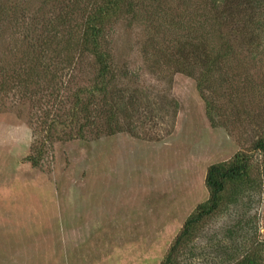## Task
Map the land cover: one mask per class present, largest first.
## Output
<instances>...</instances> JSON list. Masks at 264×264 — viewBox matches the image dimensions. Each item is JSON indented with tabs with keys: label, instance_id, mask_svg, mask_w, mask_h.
Returning <instances> with one entry per match:
<instances>
[{
	"label": "rangeland",
	"instance_id": "obj_1",
	"mask_svg": "<svg viewBox=\"0 0 264 264\" xmlns=\"http://www.w3.org/2000/svg\"><path fill=\"white\" fill-rule=\"evenodd\" d=\"M51 1L0 0V73L38 51L32 33L55 25L60 6ZM169 5L183 11L176 0ZM196 13L192 26L217 50L213 15ZM145 24L129 18L106 31L120 75L114 97L125 107L113 134L87 130L82 139L73 128L65 140L50 129L93 78L92 57L70 59L63 38L58 58L45 62L51 75L0 92V264H160L193 211L206 167L239 152L256 181L200 226L181 259L230 264L240 241L264 257V157L252 149L264 139V56L252 60L231 40L243 57L209 77L208 117L196 79L173 74L164 35Z\"/></svg>",
	"mask_w": 264,
	"mask_h": 264
},
{
	"label": "trees",
	"instance_id": "obj_2",
	"mask_svg": "<svg viewBox=\"0 0 264 264\" xmlns=\"http://www.w3.org/2000/svg\"><path fill=\"white\" fill-rule=\"evenodd\" d=\"M170 1L52 0L60 6L55 25L51 24L47 33H32L31 40L38 51L32 58L23 56L20 64H13L10 74L0 73V92L17 85L28 88L38 84L48 74L45 62L60 55V39L63 38L61 46L68 47L65 55L70 59L83 55L92 57L93 78L88 86L78 88L69 97L65 121L56 118L51 121L50 129L65 140L73 139L74 134L83 139L87 130L88 134L97 136L105 128L108 134H113L119 130L116 119L124 113L125 107L116 102L119 97H114L115 82L120 75L113 68L106 31L119 20H136L142 16L152 36L157 32L164 35L163 42L171 54L165 60L172 62L169 64L174 69L173 74L196 79L197 92L209 117L210 105L203 96V90L209 89V77L220 70L224 62L242 56L241 52L233 50L231 40L237 39L241 48L252 51L249 57L252 60L264 56V0H176L177 6L183 7L181 13L170 7ZM197 10L209 11L219 28L221 45L215 51L210 50L197 28L192 26ZM224 28L229 29L225 30L226 36L221 31ZM38 36L43 40L38 41ZM73 128H76L74 134ZM252 149L264 157V139H258ZM30 161L36 163L34 159ZM255 181L250 176V159L240 152L227 161L207 166L193 211L160 264H184L181 255L200 226L229 202L236 203L237 193L245 187L252 188ZM254 245L240 241L236 248L241 253L230 264H264L261 249Z\"/></svg>",
	"mask_w": 264,
	"mask_h": 264
}]
</instances>
